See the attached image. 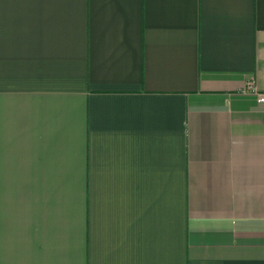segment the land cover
Wrapping results in <instances>:
<instances>
[{
    "label": "crops",
    "instance_id": "crops-1",
    "mask_svg": "<svg viewBox=\"0 0 264 264\" xmlns=\"http://www.w3.org/2000/svg\"><path fill=\"white\" fill-rule=\"evenodd\" d=\"M264 0H0V264H264Z\"/></svg>",
    "mask_w": 264,
    "mask_h": 264
},
{
    "label": "built area",
    "instance_id": "built-area-1",
    "mask_svg": "<svg viewBox=\"0 0 264 264\" xmlns=\"http://www.w3.org/2000/svg\"><path fill=\"white\" fill-rule=\"evenodd\" d=\"M259 99L264 101V94H262Z\"/></svg>",
    "mask_w": 264,
    "mask_h": 264
}]
</instances>
